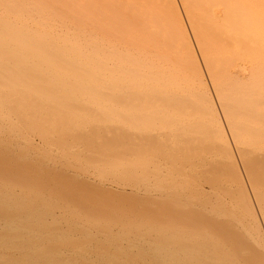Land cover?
<instances>
[{
  "label": "rangeland",
  "instance_id": "rangeland-1",
  "mask_svg": "<svg viewBox=\"0 0 264 264\" xmlns=\"http://www.w3.org/2000/svg\"><path fill=\"white\" fill-rule=\"evenodd\" d=\"M134 1H135V8H136L134 10V12H135V15H134L135 40L131 46V51H132V54L134 55L136 61H138V59H140V57H141L140 56L141 50L139 48L140 37L142 36L144 39L148 40L149 45L146 48L147 58H146V62H145L146 64H149L148 66L151 69V74L149 77L150 80L148 82V85H144L145 83H141L138 81V76H137V72H136L135 81L128 83L131 85V87L134 88V89L131 88V91L135 90L133 92V95L130 94L131 96H129V94L126 93L127 96H124V95L121 96L120 95L118 97V95L120 93H122V92H120L121 91L120 90L119 94L117 95L118 98L116 97L117 99H114V97H113V99H107L108 97H107V95H105L106 97L104 96V99L101 98V100H97V102L93 100L94 97H88L90 99L85 100V101H83L84 99H82L80 97H78L79 101L77 98H72L71 100L69 98H64V100H66L67 104L65 107L63 106V108L59 109L58 113H57V110H53V109H48V111L45 112L47 114L51 113L52 116L54 114L55 116L61 117V119L66 123V124H64L66 126H67V123H68V125L69 124L71 125V122H72L71 120H74V122L77 124L87 123L90 125L91 123L94 124V123L98 122L102 126L104 125V123H105V125L108 123L110 125L116 126V127H113V126L109 125L111 127L110 130H112V128L113 129L115 128L116 131L115 132L113 131V132L116 136L118 135L117 136L118 139L116 138V136H115V140L111 139L110 137H107L108 135L114 136V134L110 133L111 131L108 132L109 127L106 128L104 125V129L102 128L104 130L103 133H105V128L107 129V133H105V135L104 134L100 135L101 138L99 137V140L101 139L100 142H102L104 140L103 141V142H105L104 145H106V144L110 145V144L114 143L113 146H115V145L117 146V144H118L117 149L118 148L119 149L118 150L116 149V150L119 152L115 153L114 151H116V150H114V148H116V147L113 148V146L110 145V147L108 146L109 148L108 147L106 148V149H108L107 150L108 152L107 151L105 152L104 149L103 150L100 149L102 151L101 154H100L101 151L98 149L99 147L97 148L96 146H95V149H98L100 152L97 151V153H96V150H94L95 152H92V150H93V148H92L91 151L89 149L88 151H86V153L83 152L84 154L82 152L71 153L72 152L71 150L69 153L68 149H70V148L68 146H71L72 144L79 143L78 139L81 140L80 143L85 142V143H90L92 145L93 144L92 141H94V137H91L90 136L91 134L88 135V137L84 136V135L82 137V135H80L81 134L80 132H77V133L74 132L76 134H73V135L64 133L63 135H59L60 136L59 137L58 135H55L56 133L52 134L51 131L46 129L45 125H46V123L49 122V120L46 121L47 120L46 119L45 120L46 122L44 123L45 125L40 123L39 128L42 125H43V127H41V130L38 129L39 133L36 131L37 134H40L41 136H35L36 142L37 143L38 142H40V143L44 142L45 143V144L43 143L44 145L41 144L42 145L41 146L38 143L40 146L38 145L37 148H39V149H37L36 145L35 146L28 145L27 146V144L21 143V146L18 144L21 147V149H20V147L19 146L17 147V144H15L13 146L14 148L12 150L9 149L10 151L8 153H11V151H13V150L16 152L17 150L20 149V151H19L20 153H18V154H20V155H18V157L20 156L19 158L16 156L17 153H16V155H14L15 152L14 153L12 152L14 155L13 158L14 157L16 158V160L14 158L15 161L14 160L10 161V160H5L3 158L2 159L0 158V162H1L0 164L2 165V166H0V170H3L2 172L6 173L7 175L11 173V175L9 177V175L7 176L6 174L4 175V174H2V172H0V181H10V182L12 181V183L15 184L17 182V184H18V180H19V183L23 187L28 186V187H26V189L30 193L27 192L24 188V190H25L24 193L21 191V195H22L21 198L23 199V200L21 199V201L23 202L24 198H25V202L28 205L30 204L32 206V207H30V205L26 206L27 209H28V207H29V209L33 208L32 210H30L31 212L29 211L30 215H31L32 211H34V210L35 211L38 210V213L44 214L42 212H46L48 210V208L53 204V207L51 206L52 208L50 207L48 210L50 213L47 212V213H49V216H48V214L47 215L45 214L48 220L46 219L45 221H42V223L44 224V222H45L47 226H44L45 224L43 225L41 222L34 224V225L30 224L33 227V229L35 230V232L26 233L27 238L24 241L25 242L24 244H22L23 242H21V247L23 245H25V247L26 246L28 247L29 245H32L36 241H38V244L40 246L39 256L41 257V259H43V260L40 259V264L41 263L42 264H48V261H50V257L52 256V254H55L52 252H55V251L57 252L56 249L60 250L61 247H63L62 250L65 249V247H67V249H71V247L75 248L73 246H78V245L82 246L83 244L86 245L88 243V241H89V243H92V244L97 245V246H95L96 247L95 249H92V248H94V245L92 247L91 246L92 244H89V243L87 244L90 247L88 250L89 253L93 252L92 253L93 255L91 256V258L90 257L89 258L91 260L92 259L93 260L90 261L89 258H88V260L79 259L78 261L82 262V264L83 263L86 264L89 261H90L89 264H94V263L96 264L98 262L99 263L101 262L100 264H104V263H102L103 261H105V264H109L108 261H110V264H111V262L115 263L116 261H118V263H119V261H122V262L127 261V263H129V264H135V263L136 264H148L150 261L149 264H153V263L155 264L156 260H155V262H153L152 259H155L156 255L159 256V257L157 256V260H158V258L160 259L157 261L156 264H164V263H162L161 258H163V261L165 260L164 257L167 256V254L169 253V249L174 250V251H170L171 254L170 255L168 254L166 259L167 258L171 259V256H172L173 260L167 259L165 261V264H167L166 262H168V261L170 264H174V262L177 264L179 262H181L180 264H198L199 262H195L196 260L193 261L194 263L192 261L191 262L189 261V263H187L188 260H184L186 262V263H184V261L181 259L184 256V253L181 252L182 251L181 246L183 245V243H182L183 237L181 236V234H183L185 232L190 233L192 231V229L194 228L195 230L193 229L194 230L193 232H196V234L199 231L197 234V236H198L197 238H200L199 239L200 240V244H199L200 246L199 247L201 248V251L200 252L198 251V253H199V255L202 254V257L209 255L210 253H211L210 255H215V252H220V250L225 252V257H228L226 255L230 254V253L227 251L229 250L231 252L232 250H234L235 253L233 252V255H232V252H231V254H230L231 256L229 255V257H228L229 263H230V261H234V262H231V264H264V252L262 251L261 248L257 249V248H259L258 243H260V241L258 240V242H256L257 245L254 243L255 242L254 239L257 240V238H256L257 235L254 236V234H257L258 231H255L256 227L252 226L254 224V221L251 222L252 211L250 210L251 213L249 211L250 206L247 203L248 198H246L245 190H243L244 188L240 183V177L236 173L234 166L230 165L231 163L229 161H227L229 158L228 153H225L227 150L225 148L233 145V141L229 135L230 134L229 128L231 127V124L233 123L234 120H232L231 118H229V116H226L224 114L223 109L221 108L220 103H219V99H222L225 102V104L226 103L228 104V101H230L232 99H236L237 102L239 101L241 103L243 100H239V99L243 98V99H246V101L243 103V105L245 104L247 106V105H250V103H251L250 100L254 101V100H260V99L263 100L264 99V0H134ZM141 4L143 6H140ZM140 10H142L144 12L145 16L141 13ZM192 26L194 27V31H195V36H194L195 41L193 43V46H194L193 50L194 51L191 49V47L188 43V37H187V33H189V35L191 37L192 33L190 34V32H191L190 27L192 28ZM145 28H147V29L144 32ZM122 43H123L122 41H119L118 46H120ZM123 46L124 45H122L121 48ZM160 65L162 67L166 68L164 72L158 71V69H159L158 67ZM137 66L138 65L136 64L135 69L138 68ZM214 83H215V85H214ZM118 84H120L122 87L126 83H124V82L122 83L120 81V82H118ZM118 84H116V86ZM108 96H110L112 98V96H115V95L111 96L109 94ZM100 97L101 96H99L97 98L100 99ZM61 99L63 100V97ZM61 99H58L60 103L62 101ZM48 100L50 103L52 100H55V99L50 98ZM81 100L83 102H85L86 104L84 103V105H83ZM72 101H75L74 103H77V104L81 102L82 105L76 104L78 106V107H76V105H74V103ZM111 102L114 103L113 105H117L118 108L114 107V106L112 107ZM213 102L215 103V105H213ZM87 103H89V104L87 105ZM107 103L110 105V108L106 107V106H108ZM92 104H94V106ZM72 105H74L75 107H73ZM89 105H92L93 107H96L95 105H97V107H98L97 109L99 110L100 113L98 111H96V109H95V111L92 112V109L89 107ZM71 106L74 108V110H73V108H71ZM66 109H67V111H69L68 113H67ZM89 109H91V111ZM109 109H111L110 111H112V109H114L117 112H115L114 110L112 111V113L108 112L107 110H109ZM261 109L263 111V114L258 115L257 121L259 123H262V125L256 124L255 126H257V127L262 126L264 128V108H261ZM64 110L66 112H64ZM70 112L72 114H70ZM88 112L91 113L90 116L88 115L89 114ZM45 113H43V114L41 113L40 114L41 117L42 116L44 117L46 115ZM256 113L257 112L254 110H249V109L243 110L241 112L242 116L240 117V119L243 121L255 122L254 117L257 116ZM68 114L72 115V117H73V114L74 115L76 114L75 116L80 117V119H81V117H83V118L86 117V118H84V119L82 118L83 121H81L77 117L79 119V121H78L77 118L74 119L75 116L72 119L71 117H69ZM104 115H106V117ZM108 115L112 116V117L110 116L111 117L110 120H109V118H107ZM88 116L90 118H88ZM95 116H96V119H95ZM91 117H93L94 119ZM42 118L40 120H42ZM68 118H70L71 120ZM106 118H107V122H106ZM69 121H71V122H69ZM90 121H91V123H90ZM40 122H43V121H40ZM59 123H62V121L58 122V125H60ZM58 127L60 129H62V132H63L65 129H68L69 126H67V128H66L63 125L62 126L60 125ZM124 127L126 128L125 131L123 130ZM44 128L46 129V131L44 130ZM24 130L21 132L25 133ZM129 130H131V131H129ZM40 132H42V134L44 136H42V134ZM89 133H90V131H89ZM47 135L50 136V138ZM93 135H96V134L94 133ZM51 136H53V137H51ZM65 136H66V138H64ZM90 137H91V141H90ZM84 138H86V139H84ZM57 139H59L60 142L57 141ZM74 139H76V140H74ZM69 140H71V141H69ZM57 142H58V144H57ZM61 142H65L66 145L67 144H70V145L66 146L64 143L62 144ZM103 142L101 144H103ZM115 142H117V143H115ZM46 143H48V144L50 143L51 145H57V146H59V148L61 145H63L61 147V149L64 148L65 151L58 148V150L55 151L56 153H50V152L46 151V147H45ZM94 143H97V142H94ZM15 146H16V148H15ZM106 146H103V147H106ZM133 146L135 149L133 148ZM144 146H146V147H144ZM65 147H67V148H65ZM0 149H1V147H0ZM34 149H35V152L37 150H41V153H39V151H37L34 154L35 156L33 155L34 157H32L31 155H32V152ZM126 149H128V150H126ZM5 150L6 149H4V151L0 150V156H1V154L5 153ZM7 151L8 150H6V152ZM45 151L48 153V155ZM23 152H25V154ZM62 152H63V154H62ZM103 152H105V154ZM64 153L67 156H65ZM42 154H45V156ZM49 154L53 155V158ZM92 154H94V155H92ZM24 156L26 159L24 158ZM49 156L51 159L49 158ZM85 156L87 157V159ZM64 157L66 158V160L64 159L65 161L62 160ZM104 157H105V159H104ZM148 157H149V160H148ZM29 158L34 160V161H32V160L28 161ZM218 158H220V159H218ZM223 158L226 159V161L225 160L223 161ZM17 159H23V160H21L23 162H21L20 160L17 161ZM74 159H76V160H74ZM137 159H138V161H137ZM217 159L219 161H216ZM79 160L81 162H79ZM94 160L96 162H93ZM111 161H112V165H114V162H115V164L118 168H117V170H114V171L111 170L112 172H109L110 168H104V166H106L107 164L109 165V162H111ZM146 161H148V163ZM151 161H153V162H151ZM15 162L18 163L19 165L16 164ZM46 162H48V163H46ZM67 163H68V165H67ZM137 163H139V164H137ZM73 164H74V166L76 165L75 168H74ZM95 164H97L96 166H98V165L100 166L98 168H102L101 165H103V168H102L103 170L101 169V171H97L96 169H94L96 167ZM147 164H150V165H147ZM7 165H8V167H6ZM153 165H155V166H153ZM10 166H12V167H10ZM14 166H15V168H14ZM119 166H121V167H119ZM3 167H4V169H2ZM62 167L65 169L64 171H62V169H63ZM41 168H43V169H41ZM7 169H9L11 172L9 171L10 172L9 173L7 171ZM18 169H19V171H18ZM53 169H55V170H53ZM116 171H118V172L116 173ZM18 173H19V175H18ZM74 173L75 174L79 173V174H77L75 176ZM132 173H133V175H132ZM108 174L110 176H108ZM137 174H138V176L136 177ZM14 175L17 176V178H18L17 181H16V179H14L15 178ZM6 176H7V178H6ZM79 176H80V178H79ZM115 176H116L115 180L117 182H115L114 179H112ZM4 177L6 179H4ZM106 177H107V179H105ZM108 177H110V178H108ZM8 178H9V180H7ZM11 178H12V180H10ZM85 180H87V181L85 182ZM99 180H100V182L103 180L102 182L105 185L102 184V182L100 183ZM161 180H163V181H161ZM29 181H31V182H29ZM152 181H153V183H152ZM22 182L23 183L26 182V183L23 184ZM93 182L95 183L96 186L97 185L98 186L94 187ZM147 182H148V184H147ZM79 183H81V184H79ZM20 184H18V185H20ZM30 184H33L31 186V188H30ZM37 184H39V185H37ZM100 184H102V185H100ZM159 184H161V185L158 186ZM35 186H36V188H35ZM40 186H41V188L43 187V189L46 192H44L43 189L40 188ZM63 186L64 187L66 186V187L64 188ZM135 186H136V188H134ZM138 186H141L143 188H147V186H148V188H150V186H151V189H153V187H154V189H153L152 193H149L151 191H149L147 193V191H145V189L143 190L140 187H139V189H137ZM32 187H33V189H32ZM174 187H176V188H174ZM39 188L42 191H40ZM36 189H37V191H36ZM53 189H55V190L57 189V190L53 192ZM157 189H159L160 191L159 190L157 191ZM86 190H89V192ZM31 191H33V193L34 192L35 193L32 194ZM78 191H79L80 195H79ZM83 191H84V193H83ZM36 192L40 193L41 196H39L40 194H38V197H37ZM25 193L27 196L29 194L28 198H26V195H24ZM42 193L46 194V195L44 194V198L42 197L43 196ZM161 194L162 195L165 194V195L162 196ZM50 195H54V197H52ZM55 195H57L58 197L56 196V198H55ZM60 195H62V196H60ZM30 196L31 197L33 196L32 197L33 199H31ZM34 196H35L36 200L34 199ZM165 196H167L168 198ZM51 197H52V199H54V200H52L53 202L50 199ZM65 197H67V198L69 197L70 200L69 199L64 200ZM90 197H91V199H90ZM148 197L149 198L151 197V198L149 199ZM161 197L163 199H161ZM98 198H99V200H98ZM26 199H27V201H26ZM29 199L32 200L31 203H29L30 202V201H28ZM55 199H57V201H56L57 204L54 202ZM33 200L35 202H33ZM47 200H49L50 202ZM71 200H73V201H71ZM79 200H80L81 204H80ZM108 200H109V202H107ZM36 201L40 205L41 204H43V205H41V206L38 205L36 207V204H38ZM41 201H43V202H41ZM44 201L46 202V204L44 203ZM76 201H77V203L78 202L79 203L77 204ZM82 201H83V203H82ZM25 202H23L24 204L22 203V206L24 205L23 206L24 210H27L25 207V205H26ZM110 202H112V203L114 202V203L112 204ZM59 203H60V205H58ZM64 203L68 206V208L69 207H71V208L68 209ZM87 203H89V204H87ZM180 203L182 204L181 206H179ZM116 204H117V206H116ZM195 204L197 205L196 208L194 206ZM45 205H47V206L45 207ZM63 205H65V206H63ZM85 205H87L88 209L86 208ZM185 205L187 206V208L185 207ZM199 205H200V207H199ZM201 205H203L204 208ZM84 206L86 209L84 208ZM89 206H90V210L93 208L92 213L89 210ZM92 206H94V207H92ZM112 206H114V207H112ZM183 206L185 208H181ZM38 207H42L41 208L42 210L40 208L37 209ZM44 207H45V209H44ZM101 207L103 208V210ZM116 207H118V208H116ZM123 207H125L126 209ZM132 207H133L134 212L132 211ZM149 207H151V208H149ZM201 207H202V209H201ZM34 208H36V209H34ZM53 208H54V210H53ZM64 208L68 209L69 211L68 210L65 211ZM83 208H84V210H86V211H84V212H86L85 213L86 216L90 212L89 213L90 215L88 214L89 217L88 216L87 217L90 218L91 220L92 219L95 220L94 218H96L98 220L102 218L103 221L99 220L95 229H94V227L93 228L88 227L85 224L81 223V220H80L81 218L85 217V218H83L84 220L88 219V218H86V216H84ZM95 209H96V212H94ZM104 209H105V211H104ZM61 210H64V211H61ZM87 210H89V212ZM147 210H150V212L148 211V213H147L146 212ZM174 210L176 212H171ZM35 211L33 213H35ZM56 211H57V213H56ZM136 211H138V212H136ZM156 211L158 212V214ZM59 212H61V213H59ZM100 212H101V214H100ZM105 212H111V214L106 213V217L108 215L107 220H106L105 215H103V214H105ZM169 212H170V214H169ZM52 213H53V215H56L55 216L56 218L60 217V218H62V220L60 221L59 218L58 219L55 218L56 220L54 221L52 219V217H50L52 215ZM78 213H80L79 215H82V217H80L78 215ZM135 213H136V215H135ZM160 213H161V215H160ZM247 213H249V214H247ZM142 214L145 216H143ZM171 214H172V220H170ZM178 214L182 215V217L180 218V216H178ZM140 215H142V216H140ZM153 215H154V217H153ZM220 215L224 216V217H221ZM62 216L64 217V219ZM73 216L75 217V219L77 218V216H79L80 218L78 217V219L75 220ZM91 216H93V217H91ZM168 216H170V217H168ZM248 216L250 217V220L248 219L249 218ZM49 217L51 219H49ZM66 217H67V219H66ZM109 217H111V218H109ZM156 217H157V219H156ZM69 218L70 219L72 218L71 221ZM68 219H69V221H67ZM112 219H114V221H112ZM159 219H161V220H159ZM52 220L54 221V223ZM121 220H124V221H121ZM173 220H176V221H174L176 224L173 222ZM240 220L243 222H241ZM51 221L53 224L51 223V225H50ZM79 221H80V223H78ZM108 221L110 223H108ZM125 221L128 223H126ZM167 221H169V223H167ZM182 221H184V222L182 223ZM197 221H199V222H197ZM26 222L27 221H25V223ZM64 222H66V223H64ZM102 222H103V224H101ZM105 222H106V224H105ZM112 222L116 226L114 225V227H113ZM124 222H125V224L120 226ZM136 222H137V224H136ZM161 222L162 223L166 222V224H168V225L165 224L166 228L170 224V227H168V228H170V231L167 228L168 231L165 232L166 229L164 230L161 227V226H163V228H164V223L162 224ZM48 223H49V225H48ZM132 223L135 225L131 226ZM157 223L158 224L161 223V226H160V224L158 225ZM187 223H190V224H187ZM195 223H197L200 226L196 225ZM206 223H207V225L209 223V226H211V228L214 230H212L209 226H206ZM38 224H40V226H36ZM62 224H63L64 228H62V226H61ZM68 224H71V227ZM80 224L82 225L81 228H80ZM126 224H127V226H125ZM178 224L180 226H178ZM182 224L184 226H186L185 229H183ZM247 224H250V225L247 226ZM72 225H74V226L77 225L76 229ZM146 225L149 226L150 232L148 231V229H147L148 226H146ZM157 225L160 226L161 228L158 227ZM174 225L178 226L179 229H178V227H175ZM191 225L193 227H191V229H190ZM241 225L243 227H241ZM244 225H245V227H244ZM57 226L59 229L55 228ZM97 226H99V227H97ZM111 226H112V228H111ZM187 226H189L188 228L190 230L187 228ZM251 226H252V228H251ZM254 226H255V224H254ZM35 227H37L38 229ZM122 227H126V228L123 229ZM131 227H133L132 228L133 232L131 230ZM156 227H158L157 230H159V232L160 231L162 232L164 230L162 232L163 234L165 232V233H167L166 235L171 236L170 237L171 240L168 241L167 236L165 238V234L163 235L161 232L159 234V232L156 231ZM240 227L244 228V230L241 229ZM246 227L248 230H246ZM44 228L46 229L45 231L43 230ZM48 228L50 229L49 231H48ZM66 228H68V229H66ZM103 228H104V230H106L105 231L106 233L103 231ZM110 228L113 229L114 231L111 230ZM31 229L32 228H30L28 231H34L33 229L32 230ZM69 229H71V230H69ZM74 229H75V231H74ZM86 229H88V230H86ZM97 229H98V231H99V229L101 230V236H100V232H98V231L96 232ZM154 229L157 232L158 236L156 235V232L153 231ZM201 229H203V230H201ZM206 229H207L208 233L206 232ZM68 230H69V232H68ZM82 230H83V234L81 232ZM119 230H122V231H119ZM123 230L128 231L129 236H127V232L123 231ZM188 230H189V232H188ZM217 230H219V231H217ZM245 230H246V232H245ZM55 231H56L57 235L55 234ZM137 231L139 232V234ZM151 231H152V233H151ZM213 231H214V233H213ZM247 231H249V233H247ZM52 232H53V234H52ZM74 232L75 233L77 232V233L75 234ZM210 232H212V234H210ZM250 232L251 233L253 232L252 233L253 235L250 234ZM33 233H35V234L32 236L29 235V234H33ZM37 233L39 234L40 237L37 236L38 235ZM62 233H64V234H62ZM71 233H72V235H71ZM89 233L91 234V236H89L90 235ZM95 233H96V235H95ZM103 233H105L106 235ZM112 233L114 234V236ZM200 233H203V234L201 235ZM215 233H216V235H215ZM241 233H242V235H241ZM54 234L57 238L55 236H53ZM68 234H69V236H68ZM73 234H75V235H73ZM109 234H110V236H109ZM64 235H66L68 237L66 238V236H64ZM150 235L152 237L154 236L153 239ZM159 235L163 236V237L160 236L162 241L159 239ZM174 235L179 236V237L181 236V237L176 238V237H174ZM250 235H252L254 237H250ZM61 236H62V238H61ZM139 236H140V238H138ZM169 236H168V238H169ZM172 236L174 237V240H173ZM206 236H207V238H206ZM210 236H214L213 237L214 239L212 237L210 238ZM32 237H34V238H32ZM46 237H47V239H45ZM53 237L55 240L53 239ZM89 237H91V238L95 237L96 239L90 238L91 239L90 240ZM100 237L102 239H100ZM122 237H124V238H122ZM132 237H133V239H130ZM147 237L149 239H152V241H149ZM203 237L206 239H203ZM59 238L62 240L60 241ZM68 238H69V240H67ZM80 238H82V239H80ZM116 238H117V240H116ZM118 238H120V239H118ZM136 238H138V239H136ZM141 238L146 243L142 242ZM155 238L156 239L158 238L157 241H155L156 240ZM197 238H195V241H194V243L196 245L199 243V240ZM208 238L210 241L208 240ZM219 238H221V239H219ZM252 238H254V239L252 240ZM103 239H105L104 242H102ZM109 239L114 241L113 242L114 245H112L113 244L112 241L111 242L108 241ZM124 239H125V241H123V243H122V240H124ZM129 239L131 241H129ZM134 239H135L137 244L134 242ZM144 239H146V240H144ZM211 239H213L212 240L213 244L211 243ZM217 239H218V241H217ZM33 240L35 241L34 243H33ZM115 240L117 243H115ZM179 240H180V243H179ZM181 240H182V242H181ZM206 240H207V242H206ZM221 240L224 243L223 244L224 247H222L223 246L222 244L221 245L219 244V243H221ZM223 240H226V241H223ZM27 241H29V242L27 243ZM69 241H70V243H69ZM95 241L96 242L98 241L99 243L100 242L101 243L97 244L98 243L97 242L95 244ZM126 241H127V244H126ZM139 241H141V243ZM42 242H44V243H42ZM118 242H120L121 245ZM151 242H153L154 246L152 245ZM159 242L162 244H159ZM226 242H228V243H226ZM131 243H132V245H131ZM133 243H135V247H134ZM150 243H151V246L153 248L150 245H147ZM169 243H171V244H169ZM253 243H254V245H251ZM42 244H43V246H42ZM109 244H111V245H109ZM125 244H126V247H125ZM141 244L142 245L146 244V246L144 245V247H143ZM174 244H176L175 245L176 247L173 246ZM179 244L180 245L182 244V245L180 246ZM225 244H227V245H225ZM228 244L230 245V247L232 249L229 247ZM87 245H86V247H87ZM136 245L140 246V247L142 246V247L141 248L138 247L139 248L138 249ZM169 245L172 247H170ZM208 245L210 247H208ZM216 245H218V246H216ZM233 245L235 247H233ZM58 246L60 247V249ZM105 246H107V248ZM177 246H178V250H175L177 248ZM204 246L206 249L203 248ZM211 246H213V247H211ZM236 246H238V247H236ZM250 246H251V248H250ZM51 247L54 248V250ZM83 247H85V246H83ZM101 247H104L107 250L102 249ZM149 247H150V249H149ZM154 247H156L157 249H155ZM166 247H170L169 249L167 248L168 251H167V249L165 250ZM173 247H175V248L172 249ZM217 247H219L220 249ZM247 247H249V248L247 249ZM114 248H115V250L118 249L119 252L118 251L115 252ZM121 248H123V250H121ZM142 248L143 249L146 248L148 251L144 249V251H147V252L143 253ZM208 248L210 250H208ZM212 248L213 249L215 248L217 250H215V249L213 250ZM224 248H226V249H224ZM227 248H228V250H227ZM41 249L44 250V252L47 251V253L45 252L46 255L44 253H42L43 251ZM49 249H51V250H49ZM87 249H88V247H87ZM99 249H102L105 252V255L109 254L108 256H105L103 253L102 254L103 256H101L102 257L101 261H100V255L95 253ZM128 249H129V251H128ZM136 249H138V250H136ZM153 249L156 250L157 252L155 251L156 252L155 253L153 251V253H152ZM211 249H212L214 254H212ZM241 249H242V251H241ZM94 250H95V252H94ZM109 250L110 251L113 250L114 253H113V251L109 252ZM236 250L238 251V253L236 252ZM149 251H151V252H149ZM166 251L168 253H166ZM176 251H178V252L180 251V252L178 253ZM50 252H51V254H50ZM129 252H132V253H129ZM164 252L166 253V255ZM123 253H125V255H123ZM176 253L180 254L181 256L179 257L178 254L176 255ZM203 253H205L206 255L205 254L203 255ZM43 254H44L45 258H43L44 257ZM47 254L51 255V256H48ZM117 254H119V256H117ZM121 254H122V256H121L122 259L125 258L124 260L120 259ZM139 254H142V255L140 256ZM174 254H175V256H174ZM235 254H236V256H235ZM152 255L154 258L152 257ZM160 255H163V256H160ZM46 256L48 257L49 260L46 258ZM56 256H58V257H55L56 262L50 261L49 262L50 264H64V263L70 264V262H71V264H72V262L73 263L75 262V264H81L78 261L76 262V260L70 261V260H67L68 258L67 259H61V257L59 255H56ZM93 256L94 257L96 256V257L94 258ZM104 256H105V258H104ZM112 256L115 257V260ZM243 256H244V258H243ZM245 256H247V257L245 258ZM108 257H109V259H108ZM118 257H119V259H118ZM128 257H129V259H128ZM202 257L200 256L199 258H202ZM223 257H224V253H223ZM225 257L223 259L226 263L227 258H225ZM233 257L235 258V260H233ZM58 258H59V260H61V263L58 260ZM62 258H64V257H62ZM97 258L99 261L95 260V262H94V259H97ZM174 258L176 259V261H174L175 260ZM183 259H185V257ZM243 259H244V261H243ZM250 259H251V261H250ZM57 260H58V263H57ZM62 260L63 261L65 260L64 263L62 262ZM84 260H86L87 262ZM129 260H130V262L131 261L132 262L131 263L128 262ZM151 260H152V263H151ZM180 260H182L183 263ZM236 260H237V262H235ZM68 261H70V262H68ZM172 261H174V262H172ZM200 261H201L200 262L201 264H207V263L202 262L203 258L200 259ZM253 261H254V263H253ZM66 262H68V263H66ZM115 264H117V263H115ZM119 264H121V263H119ZM123 264H125V263H123Z\"/></svg>",
  "mask_w": 264,
  "mask_h": 264
},
{
  "label": "bare ground",
  "instance_id": "bare-ground-1",
  "mask_svg": "<svg viewBox=\"0 0 264 264\" xmlns=\"http://www.w3.org/2000/svg\"><path fill=\"white\" fill-rule=\"evenodd\" d=\"M140 6H143L142 4ZM135 1L134 0H0V147H1V151H4V149L8 150L6 152L5 150V153L1 154L0 158L2 159H5V160H14L13 156L16 155L17 153V157L18 153H20V149H21V143H25L30 146H35L36 145V148L38 147V145L42 144L44 145L45 143L44 142H36V138L35 136H41L40 134H37L38 132V129L41 130V127H43V125L39 128L40 126V123L44 124L46 121L49 120V124L46 123V129L51 131L52 134H55V135H63L64 133H67V134H76L77 132H80L83 137L84 136H87L90 135L91 137H94V141H92V145L90 143H85V142H81L80 143V139L79 140V143H76V144H72L71 146H68L70 149H68V152L70 153V150L72 151L71 153L73 152H85L88 151L90 149L93 148L92 152H95L94 150H96V153L97 151H99L100 149H104L105 152L108 150L106 149L108 146L110 147L114 145L113 144H106L104 145L105 142H103V144H101L102 142H100L99 140V137L101 138L100 135H105V133H107V129L108 128V132L114 134V132L116 131L115 128L112 130H110V126H113V125H110V124H106L104 123L105 125V133H103V129H104V125L102 126L101 124H99L98 122L92 124L91 121H90V125L87 124V123H80V124H77L74 122V120H71L69 122H71V125L67 123V126L68 129H65L63 132H62V129H60L58 126H65L67 128L66 124L62 119L61 117H58V116H55L53 114V116L50 114H47L45 112L48 111V109H53V110H57V113H58V110L63 108V106L65 107L66 106V100H64V98H69L70 100L72 98H77L80 97L82 99H84L83 101L85 100H89L90 98L88 97H94V101L97 102V100H101V98L104 99V96L107 95V99H117L120 95L121 96H127L126 93L129 94V96L133 95V91H131V88L134 89L133 87H131L130 84L128 83H131V82H134L135 81V77H136V72H137V76H138V81L141 82V83H145L144 85H148V82H149V77H150V74H151V69L149 68V64H146V58H147V51H146V48L148 47L149 45V42L148 40L144 39L142 36L140 37V40H139V48L141 50V54H140V59H138V61H136L134 55L132 54V51H131V46L135 40V35H134V29H135V24H134V15H135ZM141 13L145 16L144 12L142 10H140ZM147 28L144 29V32L146 31ZM190 34H191V37L189 35V33H187V37H188V43L191 47V49L193 50L194 49V46H193V43L195 41V31H194V27L192 26V28L190 27ZM119 41H122L123 43L118 46V42ZM124 45L122 48L121 46ZM194 51V50H193ZM138 65L137 69H135V65ZM158 71L159 72H164L165 71V67H162L161 65L158 67ZM239 75V74H238ZM241 75V74H240ZM124 82L126 84H124L122 87L120 84H118V82ZM106 83V84H105ZM109 84V85H108ZM116 84H118L116 86ZM133 84V83H132ZM215 85V83H214ZM120 86V87H119ZM142 86V85H141ZM119 88V89H118ZM121 88V89H120ZM121 90V91H120ZM119 91L122 92L119 94ZM115 95V96H112V98L108 95ZM119 94V95H118ZM131 94V95H130ZM118 95V97H117ZM100 97L97 98V97ZM63 97V100L61 99ZM106 97V96H105ZM110 97V98H109ZM117 97V98H116ZM57 99L56 101L55 100H52L50 103H49V100L48 99ZM58 99H61V103L59 102ZM76 99V100H77ZM46 100V101H45ZM68 100V99H67ZM239 100H243L241 103L236 99H232L230 101H228V104L222 100V99H219V103H220V106L221 108L223 109V112L226 116H229V118H231L233 121V123L231 124V127L229 128V132H230V137L233 141V145L232 146H228L226 147L225 149L226 152L225 153H228V160L231 164L230 165H233L234 166V169L236 170V173L239 175L240 177V183L241 185L243 186V190H245V193H246V198H248L247 200V203L249 204L250 208H249V211L251 210L252 211V215H251V222L254 221V224L252 225L253 227H256L255 228V231H258L257 234H254V236H256L257 240L252 238V240L254 239L255 240V244L256 242H258V240L260 241V243H258L259 245V248L257 249H262V251L264 252V128L261 126L257 127L255 126L256 124L257 125H262V123H259L257 121V118H258V115L260 114H263V111L261 108H264V99L263 100H250V105H243V103L246 101V99H243V98H240ZM54 101V102H53ZM79 101V99H78ZM82 101V100H81ZM82 101V104L84 105L85 102ZM64 102V103H63ZM73 103L75 101H72ZM70 103V102H69ZM95 103V102H94ZM111 106L113 107H117V105H113L114 103L111 102ZM77 103H74V105H76ZM78 104H81L78 103ZM77 104V105H78ZM81 104V105H82ZM86 104V103H85ZM89 103H87L88 105ZM91 104V103H90ZM99 104V103H98ZM108 104V103H107ZM116 104V103H115ZM69 105V104H68ZM74 105H72L73 107H75ZM76 105V107H78ZM94 106V104H92ZM92 105H89V107L92 109V112L95 111H98L99 110L97 109V105H95L96 107H93ZM213 105H215V103L213 102ZM71 106V108H73ZM92 106V107H91ZM82 107V106H81ZM108 108H110V105L108 104V106H106ZM84 108V107H83ZM118 108V107H117ZM42 109V110H41ZM68 109V108H67ZM66 109V111H67ZM82 109V108H81ZM91 109H89L91 111ZM254 110L256 111L257 113V116L254 117V120L255 122L253 121H243L240 119V117L242 116L241 112L243 110ZM41 110V111H40ZM74 110V108H73ZM78 110V109H77ZM76 110V111H77ZM80 110V109H79ZM88 110V111H89ZM111 109L107 110L108 112H111L114 110L112 109V111H110ZM43 111V112H42ZM64 110V112H66ZM115 112H117L116 110H114ZM45 113L44 117L42 118L41 117V113ZM56 112V111H55ZM63 112V111H62ZM69 111H67L68 113ZM107 112V113H108ZM77 113V112H76ZM86 113V112H85ZM89 116H90V112H88ZM100 113V112H99ZM63 114V113H62ZM70 114H72L70 112ZM69 115V117H71L73 119V117L76 115L73 114V117L72 115ZM102 114V113H101ZM94 115V114H93ZM112 115V114H111ZM111 115H108L107 118H110L112 117ZM55 116V117H54ZM62 116V115H61ZM88 116V118H90ZM92 116V115H91ZM106 117V115H104ZM111 116V117H110ZM47 117V118H46ZM78 116H75V118H77ZM42 118V120H40ZM80 119V117H78ZM77 118V119H78ZM83 117H81V121H83L82 119ZM93 118V117H91ZM107 118H106V122H107ZM47 119V120H46ZM67 119V120H68ZM78 119V121H79ZM94 119V118H93ZM95 119H96V116H95ZM100 119V118H99ZM105 119V118H104ZM103 119V120H104ZM46 120V121H45ZM86 120V119H85ZM40 121H43V122H40ZM62 121V123H59L60 125H58V122ZM87 121V120H86ZM74 122V123H73ZM85 122V121H84ZM88 122V121H87ZM95 122V121H94ZM56 124V125H55ZM82 124V125H81ZM103 124V123H102ZM92 125V126H91ZM110 125V126H109ZM113 127H116V126H113ZM130 127V126H129ZM103 128V129H102ZM25 129V130H24ZM46 129L44 128V130L46 131ZM125 127H124V131H125ZM25 131V133L21 132V131ZM118 130V129H117ZM37 131V132H36ZM73 131V132H72ZM90 131V133H89ZM114 131V132H113ZM131 131V130H129ZM44 132V131H43ZM76 132V133H74ZM39 133V132H38ZM42 134V132H40ZM95 133L96 135H93ZM127 133V132H126ZM46 134V133H45ZM51 134V135H52ZM117 134V133H116ZM49 135V134H48ZM47 135V136H48ZM93 135V136H92ZM124 135V134H123ZM42 136H44L42 134ZM107 136V135H106ZM115 134L114 136L111 135V136H107V137H110L111 139H114L115 140ZM118 136V135H117ZM116 136V138H117ZM50 138V136H48ZM53 137V136H51ZM60 137V136H59ZM91 137H90V141H91ZM126 137V136H125ZM63 138V137H62ZM66 138V136L64 137ZM81 138V137H80ZM105 138V137H104ZM54 139V138H53ZM86 139V138H84ZM118 139V138H117ZM56 140V139H55ZM62 140V139H61ZM67 140V139H66ZM76 140V139H74ZM106 140V139H105ZM57 141H59V139H57ZM64 141V140H63ZM71 141V140H69ZM86 141V140H85ZM110 141V140H109ZM108 141V142H109ZM118 141V140H117ZM50 142V141H49ZM60 142V141H59ZM94 142H97V143H94ZM107 142V141H106ZM114 142V141H113ZM126 142V141H125ZM44 143V144H43ZM62 144L64 143L66 145L65 142H61ZM117 143V142H115ZM17 144V147L19 146L20 149L17 150L16 152L13 150L11 151V153H8L10 150L9 149H13L14 145ZM19 144V145H18ZM53 144V143H52ZM58 144V142H57ZM60 144V143H59ZM124 144V143H123ZM39 145V146H40ZM41 145V146H42ZM67 145H70V144H67ZM66 145V146H67ZM92 147H91V146ZM98 145V146H97ZM131 145V144H130ZM144 145V144H143ZM63 145L60 146H57V145H51L50 143H46V151L50 152V153H56L55 151L59 149H61ZM95 146L99 149H95ZM103 146H106V147H103ZM118 146V144H117ZM117 146H113L116 147L114 148V150L117 149ZM138 146V145H137ZM141 146V145H140ZM147 146V145H146ZM144 146V147H146ZM101 147V148H100ZM108 147V148H109ZM132 147V146H131ZM143 147V146H142ZM16 148V146H15ZM30 148V147H29ZM41 148V147H40ZM43 148V147H42ZM67 148V147H65ZM134 148V146H133ZM3 149V150H2ZM39 149V148H37ZM36 149V150H37ZM44 149V148H43ZM119 149V148H118ZM117 149V150H118ZM135 149V148H134ZM137 149V148H136ZM140 149V148H139ZM146 149V148H145ZM61 150H64L61 149ZM60 150V151H61ZM113 150V151H114ZM114 151L115 153L119 152V151ZM122 150V149H121ZM128 150V149H126ZM39 151V153H41V150H37ZM36 151V152H37ZM45 151V152H46ZM65 151V150H64ZM63 151V152H64ZM101 151V150H100ZM99 151V152H100ZM124 151V150H123ZM138 151V150H137ZM144 151V150H143ZM14 155H13V153ZM35 149L33 150L32 152V157H34L35 155ZM59 152V151H58ZM62 152V154H63ZM105 152H103L105 154ZM108 152V151H107ZM139 152V151H138ZM25 154V152H23ZM44 153V152H43ZM47 153V152H46ZM45 153V154H46ZM61 153V152H60ZM67 153V152H66ZM102 153V151L100 152V154ZM127 153V152H126ZM132 153V152H131ZM144 153V152H143ZM148 153V152H147ZM22 154V153H21ZM27 154V153H26ZM45 154H42L45 156ZM84 154V153H83ZM91 154V153H90ZM99 154V155H100ZM119 154V153H118ZM134 154V153H133ZM139 154V153H138ZM146 154V153H145ZM34 155V156H33ZM48 155V153H47ZM51 155V154H49ZM56 155V154H55ZM54 155V156H55ZM65 155V153H64ZM70 155V154H69ZM68 155V156H69ZM75 155V154H74ZM94 155V154H92ZM98 155V154H97ZM120 155V154H119ZM136 155V154H135ZM148 155V154H147ZM220 155V154H219ZM39 156V155H38ZM52 158H53V155H51ZM67 156V155H65ZM101 156V155H100ZM115 156V155H114ZM143 156V155H142ZM20 157V156H19ZM18 157V158H19ZM22 157V156H21ZM28 157V156H27ZM62 157V156H61ZM80 157V156H79ZM86 157V156H85ZM132 157V156H131ZM130 157V158H131ZM136 157V156H135ZM13 158V159H12ZM25 158V156H24ZM50 158V156H49ZM72 158V157H71ZM75 158V157H74ZM77 158V157H76ZM82 158V157H81ZM84 158V157H83ZM101 158V157H100ZM120 158V157H119ZM145 158V157H144ZM147 158V157H146ZM226 158V157H225ZM26 159V158H25ZM35 159V158H34ZM51 159V158H50ZM66 160V158L64 157L62 160ZM87 159V157H86ZM92 159V158H91ZM97 159V158H96ZM105 159V157H104ZM129 159V158H128ZM135 159V158H134ZM216 159V158H215ZM220 159V158H218ZM216 160V161H219V160ZM16 160V158H15ZM14 160V161H15ZM18 160H23V159H17ZM32 159L29 158L28 161H31ZM44 160V159H43ZM64 160V161H65ZM76 160V159H74ZM148 160H149V157H148ZM151 160V159H150ZM213 160V159H212ZM226 161V159L223 158V161ZM3 161V160H2ZM13 161V162H14ZM26 161V160H25ZM27 161V162H28ZM34 161V160H32ZM85 161V160H84ZM88 161V160H87ZM130 161V160H129ZM128 161V162H129ZM134 161V160H133ZM138 161V159H137ZM144 161V160H143ZM222 161V160H221ZM8 162V161H7ZM23 162V161H21ZM79 162H81L79 160ZM93 162H96L95 160ZM100 162V161H99ZM105 162V161H104ZM119 162V161H118ZM148 163V161H146ZM153 162V161H151ZM156 162V161H155ZM228 162V163H229ZM1 163V162H0ZM5 163V162H4ZM16 163V162H15ZM48 163V162H46ZM71 163V162H70ZM69 163V164H70ZM127 163V162H126ZM135 163V162H134ZM133 163V164H134ZM227 163V162H226ZM11 164V163H10ZM14 164V163H13ZM18 164V163H16ZM15 164V165H16ZM37 164V163H36ZM35 164V165H36ZM66 164V163H65ZM101 164V163H100ZM130 164V163H129ZM139 164V163H137ZM145 164V163H144ZM152 164V163H151ZM154 164V163H153ZM159 164V163H158ZM9 165V164H8ZM8 165L6 167H8ZM19 165V164H18ZM68 165V163H67ZM66 165V166H67ZM97 164H95L96 166ZM106 165V164H105ZM132 165V164H131ZM147 165H150V164H147ZM0 166H2L0 164ZM5 166V165H4ZM72 166V165H71ZM74 166V164H73ZM102 168H103V165H101ZM155 166V165H153ZM163 166V165H162ZM161 166V167H162ZM12 167V166H10ZM9 167V168H10ZM61 167V166H60ZM59 167V168H60ZM68 167V166H67ZM76 167V165L74 166V168ZM97 167V168H96ZM94 169H96L97 171H101L102 168H98L100 167L99 165L96 166ZM116 169H115V168ZM121 167V166H119ZM15 168V166H14ZM54 168V167H53ZM63 168V167H62ZM104 168H110L109 172H112L114 170H117V166L114 162V165H112V161L109 162V165L107 164L106 166H104ZM124 168V167H123ZM155 168V167H154ZM158 168V167H157ZM4 169V167L2 168ZM43 169V168H41ZM164 169V168H163ZM39 170V169H38ZM55 170V169H53ZM58 170V169H57ZM56 170V171H57ZM65 169L63 168L62 171H64ZM88 170V169H87ZM103 170V169H102ZM112 170V171H111ZM184 170V169H183ZM3 170H0V172H2ZM7 171L9 172L10 170L7 169ZM16 171V170H15ZM19 171V169H18ZM61 171V170H60ZM152 171V170H151ZM150 171V172H151ZM7 172V173H8ZM11 172V171H10ZM9 172V173H10ZM66 172V171H65ZM81 172V171H80ZM79 172V173H80ZM118 171H116L117 173ZM137 172V171H136ZM61 173V172H60ZM67 173V172H66ZM72 173V172H71ZM76 173V172H75ZM74 175L76 176L77 174ZM135 173V172H134ZM2 174H6L4 172H2ZM13 174V173H12ZM21 174V173H20ZM64 174V173H63ZM69 174V173H68ZM115 174V173H114ZM7 175V174H6ZM9 177L11 175L8 174ZM7 175V176H8ZM19 175V173H18ZM65 175V174H64ZM73 175V174H72ZM81 175V174H80ZM116 175V174H115ZM133 175V173H132ZM6 176V178H7ZM15 176V175H14ZM71 176V175H70ZM108 176H110L108 174ZM112 176V175H111ZM138 176V174L136 175V177ZM2 177V176H1ZM21 177V176H20ZM19 177V178H20ZM140 177V176H139ZM156 177V176H155ZM4 177V179H6ZM80 178V176H79ZM110 178V177H108ZM116 176L112 179H114L115 182H117L115 180ZM119 178V177H118ZM135 178V177H134ZM159 178V177H158ZM3 179V178H2ZM16 181H17V176H15ZM21 179V178H20ZM78 179V178H77ZM85 179V178H84ZM83 179V180H84ZM107 179V177L105 178ZM104 179V180H105ZM153 179V178H152ZM167 179V178H166ZM9 180V178L7 179ZM12 180V178L10 179ZM101 180V179H100ZM99 180V182H100ZM155 180V179H154ZM239 180V179H238ZM15 181V180H14ZM48 181V180H47ZM81 181V180H80ZM87 180H85L86 182ZM103 181V180H102ZM101 181V182H102ZM110 181V180H109ZM112 181V180H111ZM149 181V180H148ZM163 181V180H161ZM160 181V182H161ZM27 182V181H26ZM25 182V183H26ZM31 182V181H29ZM84 182V183H85ZM100 182V183H101ZM113 182V181H112ZM127 182V181H126ZM159 182V181H158ZM167 182V181H166ZM23 183V182H22ZM23 183V184H25ZM50 183V182H49ZM88 183V182H87ZM91 183V182H90ZM94 183V182H93ZM120 183V182H119ZM153 183V181H152ZM178 183V182H177ZM18 184L19 183V180H18ZM17 182L14 184L12 183V181H0V264H40V259L41 257L39 256V249H40V246L38 244V241H34L33 240V243L32 245H29L28 247L25 245H23L21 247V242H23L22 244H24L25 240H26V233H29V232H35V230L33 229V227L30 225V224H37V223H42V221H45L47 219L46 215L48 214L49 216V208L52 206L53 207V204L48 208V210L46 212H42L44 214H41V213H38V210L35 211V213H33L34 211H32L31 215L29 213L30 210L32 209H27L26 206H29L26 202H25V198H24V201L25 202V207L27 210H24L23 206H22V201H21V191L24 193V191L26 189V187L28 186H25L23 187L21 184L18 185ZM81 184V183H79ZM83 184V183H82ZM99 184V183H98ZM102 184H104L102 182ZM100 184V185H102ZM148 184V182H147ZM162 184V183H161ZM161 184H159L158 186H160ZM183 184V183H182ZM28 185V184H27ZM33 184H30V188ZM39 185V184H37ZM105 185V184H104ZM145 185V184H144ZM150 185V184H149ZM50 186V185H49ZM59 186V185H58ZM61 186V185H60ZM73 186V185H72ZM82 186V185H81ZM94 187H97L95 185V183L93 184ZM170 186V185H169ZM180 186V185H179ZM56 187V186H55ZM64 187V186H63ZM66 187V186H65ZM64 187V188H65ZM105 187V186H104ZM142 188L143 190L145 189V191H147V193L149 191V193H152L153 189H151V186L150 188H143L141 186H138L137 189ZM145 187V186H144ZM25 188V190H24ZM36 188V186H35ZM41 188V186H40ZM39 188V189H40ZM53 188V187H52ZM60 188V187H59ZM69 188V187H68ZM136 188V186L134 187ZM158 188V187H157ZM169 188V187H168ZM176 188V187H174ZM214 188V187H213ZM239 188V187H238ZM33 189V187H32ZM43 189V187L41 188ZM40 189V191H42ZM46 189V188H45ZM94 189V188H93ZM161 189V188H160ZM225 189V188H224ZM240 189V188H239ZM48 190V189H47ZM57 190V189H56ZM55 189H53V192L56 191ZM63 190V189H62ZM74 190V189H73ZM90 190V189H89ZM89 190H86L89 192ZM159 189H157L158 191ZM164 190V189H163ZM222 190V189H221ZM241 190V189H240ZM37 191V189H36ZM44 192H46L44 189H43ZM80 191V190H79ZM78 191V193H79ZM93 191V190H92ZM101 191V190H100ZM139 191V190H138ZM142 191V190H141ZM155 191V190H154ZM156 191V192H157ZM160 191V190H159ZM166 191V190H165ZM164 191V192H165ZM29 192V191H27ZM39 192V191H38ZM37 193V197H38V194L40 193ZM49 192V191H48ZM52 192V193H53ZM58 192V191H57ZM56 192V193H57ZM168 192V191H167ZM30 193V192H29ZM32 194L33 191H31ZM59 193V192H58ZM57 193V194H58ZM62 193V192H61ZM60 193V194H61ZM75 193V192H74ZM84 193V191H83ZM162 193V192H161ZM43 194V193H42ZM45 194V193H44ZM44 194H43V198H44ZM160 194V193H159ZM26 195V193L24 194ZM31 195V194H30ZM46 195V194H45ZM65 195V194H64ZM70 195V194H69ZM80 195V193H79ZM145 195V194H144ZM162 195V194H161ZM160 195V196H161ZM165 195V194H163ZM162 195V196H163ZM243 195V194H242ZM41 196V194L39 195ZM48 196V195H47ZM52 197H54V195H50ZM57 195H55V198H56ZM62 196V195H60ZM59 196V197H60ZM168 196V195H167ZM165 196V197H167ZM25 197V196H24ZM29 197V194L28 196L26 195V198ZM33 197V196H32ZM31 196L30 198L33 199ZM36 197V198H37ZM49 197V196H48ZM52 197L50 198L51 201L54 200L52 199ZM58 197V196H57ZM64 197V196H63ZM72 197V196H71ZM70 197V198H71ZM76 197V196H75ZM41 198V197H40ZM88 198V197H87ZM107 198V197H106ZM149 198V197H148ZM147 198V199H148ZM151 198V197H150ZM149 198V199H150ZM168 198V197H167ZM34 199H35V196H34ZM42 199V198H41ZM58 199V198H57ZM57 199H55V203L57 204ZM65 199H69V197H65ZM91 199V197H90ZM104 199V198H103ZM114 199V198H113ZM154 199V198H153ZM161 199H163L161 197ZM166 199V198H165ZM23 200V199H22ZM36 200V199H35ZM70 200V199H69ZM68 200V201H69ZM74 200V199H73ZM71 200V201H73ZM89 200V199H88ZM99 200V198H98ZM101 200V199H100ZM107 200V199H106ZM111 200V199H110ZM27 201V199H26ZM30 201L29 203H31L32 200H28ZM49 201V200H47ZM59 201V200H58ZM84 201V200H83ZM82 201V203H83ZM103 201V200H102ZM161 201V200H160ZM245 201V200H244ZM22 202V203H21ZM33 202H35L33 200ZM37 202V201H36ZM43 202V201H41ZM50 202V201H49ZM53 202V201H52ZM67 202V201H66ZM80 202V200H79ZM78 202V203H79ZM98 202V201H97ZM106 202V201H105ZM109 202V200L107 201ZM116 202V201H115ZM123 202V201H122ZM164 202V201H163ZM186 202V201H185ZM241 202V201H240ZM239 202V203H240ZM38 203V202H37ZM44 203L46 204V202L44 201ZM61 203V202H60ZM60 203L58 205H60ZM77 203V201H76ZM77 203V204H78ZM96 203V202H95ZM112 203V202H110ZM114 203V202H113ZM112 203V204H113ZM117 203V202H116ZM165 203V202H164ZM182 203V202H181ZM179 204V206H181L182 204ZM246 203V204H247ZM24 204V203H23ZM36 204V203H35ZM63 204V203H62ZM65 204V203H64ZM81 204V202H80ZM89 204V203H87ZM92 204V203H91ZM108 204V203H107ZM122 204V203H121ZM184 204V203H183ZM40 205L39 203L36 204V207ZM43 205V204H41ZM40 205V206H41ZM48 205V204H47ZM45 205V207L47 206ZM66 205V204H65ZM63 205V206H65ZM93 205V204H92ZM97 205V204H96ZM177 205V204H176ZM190 205V204H189ZM238 205V204H237ZM34 206V205H33ZM62 206V205H61ZM67 206V205H66ZM76 206V205H75ZM83 206V205H82ZM86 208H87V205H85ZM84 206V208H85ZM101 206V205H100ZM104 206V205H103ZM108 206V205H107ZM110 206V205H109ZM117 206V204H116ZM195 208H196V204L194 205ZM203 207V205H201ZM30 207H32L30 205ZM44 207V209H45ZM51 207V208H52ZM94 207V206H92ZM97 207V206H96ZM114 207V206H112ZM111 207V208H112ZM119 207V206H118ZM116 207V208H118ZM185 207L187 208V206L185 205ZM184 206L181 207V208H185ZM200 207V205H199ZM201 207V209H202ZM248 207V206H247ZM41 209L42 207H38L37 209ZM58 208V207H57ZM63 208V207H62ZM66 208V207H65ZM64 208V209H65ZM68 208V206H67ZM71 207H69L68 209H70ZM83 208V212L86 211L84 210ZM85 208V209H86ZM100 208V207H99ZM102 208V207H101ZM108 208V207H107ZM125 208V207H123ZM122 208V209H123ZM131 208V207H130ZM151 208V207H149ZM159 208V207H158ZM204 208V207H203ZM207 208V207H206ZM244 208V207H243ZM23 209V210H22ZM36 209V208H34ZM60 209V208H59ZM68 209H65L68 210ZM75 209V208H74ZM82 209V208H81ZM88 209V208H87ZM93 209V208H92ZM90 210V206H89V210L92 211L93 210ZM126 209V208H125ZM136 209V208H135ZM42 210V209H41ZM54 210V208H53ZM72 210V209H71ZM89 210H87L89 212ZM99 210V209H98ZM103 210V208H102ZM116 210V209H115ZM161 210V209H160ZM183 210V209H182ZM200 210V209H199ZM51 211V210H50ZM61 211H64V210H61ZM69 211V210H68ZM67 211V212H68ZM82 211V210H81ZM105 211V209H104ZM107 211V210H106ZM109 211V210H108ZM118 211V210H117ZM123 211V210H122ZM131 211V210H130ZM132 211H133V207H132ZM148 211L150 212V210H147L146 212L148 213ZM158 211V210H157ZM156 211V212H157ZM198 211V210H197ZM250 211V213H251ZM31 212V211H30ZM49 212V213H47ZM76 212V211H75ZM79 212V211H78ZM96 212V209L95 211ZM93 212V213H94ZM128 212V211H127ZM134 212V211H133ZM138 212V211H136ZM153 212V211H152ZM164 212V211H163ZM171 212H176L175 210L174 211H171ZM29 213V214H28ZM55 213V212H54ZM57 213V211H56ZM61 213V212H59ZM58 213V214H59ZM86 212H84V216ZM90 213V212H89ZM88 213V214H89ZM106 213H109L111 214V212H105V217H106ZM126 213V212H125ZM129 213V212H128ZM165 213V212H164ZM168 213V212H167ZM214 213V212H213ZM218 213V212H217ZM46 214V215H45ZM73 214V213H72ZM80 213H78L79 215ZM87 214V216H88ZM95 214V213H94ZM101 214V212H100ZM133 214V213H132ZM158 214V212H157ZM170 214V212H169ZM249 214V213H247ZM60 215V214H59ZM58 215V216H59ZM64 215V214H63ZM74 215V214H73ZM90 215V214H89ZM136 215V213H135ZM143 215V214H142ZM140 215V216H142ZM161 215V213H160ZM218 215V214H217ZM56 215H52L50 217H52V219L55 221L56 219H60V221L62 220V218L58 217L56 218L55 217ZM61 216V215H60ZM66 216V215H65ZM72 216V215H71ZM76 216V215H75ZM80 217H82V215H79ZM76 219H78V217ZM86 216V218H88ZM96 216V215H95ZM98 216V215H97ZM145 216V215H143ZM149 216V215H148ZM157 216V215H156ZM174 216V215H173ZM180 218L182 217V215H179ZM221 216V215H220ZM49 217V219H51ZM63 217V216H62ZM68 217V216H67ZM66 217V219H67ZM74 217V216H73ZM79 217V218H80ZM93 217V216H91ZM108 217V215H107ZM106 217V220L108 219ZM123 217V216H122ZM131 217V216H130ZM154 217V215H153ZM159 217V216H158ZM167 217V216H166ZM165 217V218H166ZM170 217V216H168ZM184 217V216H183ZM221 217H224V216H221ZM249 217V216H248ZM247 217V218H248ZM56 218V219H55ZM85 218V217H83ZM81 218V223L85 224L86 226L88 227H96V225L98 224V221L99 220H102L101 219H96L94 218L95 220H91L90 218H88L87 220ZM111 218V217H109ZM116 218V217H115ZM125 218V217H124ZM143 218V217H142ZM160 218V217H159ZM226 218V217H225ZM64 219V217H63ZM70 219V218H69ZM69 219L67 221H69ZM72 219V218H71ZM70 219V221H71ZM75 219V217H74ZM75 219V220H76ZM83 219V220H82ZM119 219V218H118ZM141 219V218H140ZM157 219V217H156ZM176 219V218H175ZM178 219V218H177ZM250 220V217L248 218ZM48 220V219H47ZM52 220V221H53ZM128 220V219H127ZM126 220V221H127ZM149 220V219H148ZM161 220V219H159ZM169 220V219H168ZM172 220V214H171V219ZM186 220V219H185ZM25 221H27L25 223ZM50 221V220H49ZM52 221L50 222V225L52 223ZM53 221V223H54ZM103 221V220H102ZM112 221H114V219H112ZM121 221H124V220H121ZM125 221V222H126ZM165 221V220H164ZM176 221V220H173V222ZM181 221V220H180ZM188 221V220H187ZM241 221V220H240ZM48 222V221H47ZM59 222V221H58ZM75 222V221H74ZM116 222V221H115ZM120 222V221H119ZM125 222L123 224H121L120 226L124 225ZM138 222V221H137ZM136 222V224H137ZM184 221H182L183 223ZM189 222V221H188ZM199 222V221H197ZM243 222V221H241ZM249 222V221H248ZM52 223V224H53ZM57 223V222H56ZM66 223V222H64ZM68 223V222H67ZM70 223V222H69ZM80 223V221L78 222ZM77 223V224H78ZM108 223H110L108 221ZM113 223V222H112ZM122 223V222H121ZM128 223V222H126ZM162 223V222H161ZM161 223L160 226H161ZM164 223V222H163ZM162 223V224H163ZM167 223H169V221H167ZM171 223V222H170ZM175 223V222H174ZM181 223V222H180ZM192 223V222H191ZM203 223V222H202ZM250 223V222H249ZM43 224V223H42ZM41 224V225H42ZM45 224V225H44ZM44 226H47L46 223L44 222ZM73 224V223H72ZM103 224V222L101 223ZM106 224V222H105ZM156 224V223H155ZM158 224V223H157ZM158 224V225H159ZM166 222L164 223V228L163 226L162 229H166L165 232H167V228L170 227V224L169 226H165ZM176 224V223H175ZM187 224H190V223H187ZM196 225H198L197 223H195ZM200 224V223H199ZM42 225V226H43ZM49 225V223H48ZM57 225V224H56ZM60 225V224H59ZM65 225V224H64ZM70 225L71 227V224H68ZM79 225V224H78ZM84 225V226H85ZM111 225V224H110ZM109 225V226H110ZM114 223H113V227H114ZM135 224H131V226H133ZM157 225V226H158ZM168 225V224H166ZM183 225V224H182ZM194 225V224H193ZM204 225V224H203ZM250 225V224H247V226ZM36 226H40V224L36 225ZM43 226V227H44ZM62 228L63 227V224L61 225ZM75 229H76V226L77 225H72ZM81 224H80V228H81ZM111 226V228H112ZM116 226V225H115ZM118 226V225H117ZM127 226V224L125 225ZM148 226V225H146ZM158 226V227H160ZM172 226V225H171ZM175 226V225H174ZM178 226H180L178 224ZM178 226H175V227H178ZM200 226V225H198ZM205 226V225H204ZM206 226H209V223L207 225L206 223ZM251 226V228H252ZM50 227V226H49ZM99 227V226H97ZM152 227V226H151ZM154 227V226H153ZM158 227H156V231L159 232ZM160 227V228H161ZM182 227V226H181ZM186 226L183 225V229H185ZM189 226H187L188 228ZM191 227H193L192 225L190 226V229ZM196 227V226H195ZM211 228V226H209ZM239 227V226H238ZM241 227H243L241 225ZM240 227V228H241ZM245 227V225H244ZM250 227V226H249ZM258 227V228H257ZM30 228H32L34 231H28ZM37 228V227H35ZM40 228V227H39ZM46 228V227H45ZM43 229L44 231L46 229ZM55 228H58L55 227ZM87 228V227H86ZM101 228V227H100ZM110 228V229H111ZM123 229L126 228V227H122ZM133 227H131V230H132ZM201 228V227H200ZM207 228V227H206ZM239 228V229H240ZM31 229V230H32ZM38 229V228H37ZM36 229V230H37ZM42 229V228H41ZM54 229V228H53ZM59 229V228H58ZM68 229V228H66ZM72 229V228H71ZM69 229V230H71ZM74 229V231H75ZM90 229V228H89ZM106 229V228H105ZM135 229V228H134ZM148 231H149V226L147 227ZM169 231H170V228H168ZM179 229V227H178ZM177 229V230H178ZM182 229V228H181ZM189 229V228H188ZM189 229V230H190ZM194 229V228H193ZM192 229V231L190 233H183L181 234V236L183 237V242L181 240V242L183 243V245L181 246V249H182V253H184V256L183 258L185 257V259L181 258L183 261L184 260H188L187 263H189V261L193 262L194 260H196L195 262H201L200 259L203 258V263H207V264H228V257L229 255L231 254L232 252V255H233V252L234 250H232L231 252L228 250L227 248V252H229L230 254H227L226 256L228 257H225V252H223L222 250H220V252H215V255H206L205 253H203V255L205 254L206 256L202 257V254L199 255L198 251L200 252L201 251V248L199 247L200 245V238H197V234L196 232H193L194 230ZM212 229V228H211ZM238 229V230H239ZM244 230V228H241ZM50 229L48 228V231ZM52 230V229H51ZM68 230V232H69ZM88 230V229H86ZM113 230V229H111ZM127 230V229H126ZM126 230H123V231H126ZM136 230V229H135ZM163 230V231H164ZM188 230V232H189ZM200 230V229H199ZM203 230V229H201ZM209 230V229H208ZM214 230V229H212ZM237 230V229H236ZM246 230L247 227H246ZM245 230V232H246ZM38 231V230H37ZM41 231V230H40ZM54 231V230H53ZM57 231V230H56ZM55 231V234L57 235ZM61 231V230H60ZM98 231V229L96 230V232ZM103 231L105 232L106 230H104L103 228ZM114 231V230H113ZM116 231V230H115ZM119 231H122V230H119ZM118 231V232H119ZM155 231V229L153 230ZM155 231V232H156ZM162 231V232H163ZM211 231V230H210ZM219 231V230H217ZM235 231V230H234ZM250 231V230H249ZM249 231H247V233H249ZM47 232V231H46ZM45 232V233H46ZM58 232V231H57ZM63 232V231H62ZM82 234H83V230L81 231ZM80 232V233H81ZM90 232V231H89ZM93 232V231H92ZM100 232V236H101V230L99 229ZM112 232V231H111ZM127 232V236L128 235V231ZM133 232V230H132ZM138 232V231H137ZM141 232V231H140ZM150 232V231H149ZM148 232V233H149ZM161 232V231H160ZM159 232V234H160ZM161 232V233H162ZM165 238L167 236V239L168 241L171 240L169 235H166L167 233H165ZM174 232V231H173ZM172 232V233H173ZM206 232L208 233L207 229H206ZM223 232V231H222ZM242 232V231H241ZM42 233V232H41ZM60 233V232H59ZM65 233V232H64ZM62 233V234H64ZM75 233V232H74ZM77 233V232H76ZM75 233V234H76ZM106 233V232H105ZM103 233V234H105ZM110 233V232H109ZM120 233V232H119ZM135 233V232H134ZM143 233V232H142ZM152 233V231H151ZM150 233V234H151ZM176 233V232H175ZM180 233V232H179ZM204 233V232H203ZM203 233H200L201 235ZM214 233V231H213ZM253 233V232H252ZM250 232V234H252ZM35 233L33 234H29L30 236L34 235ZM38 234V233H37ZM53 234V232H52ZM55 234L53 236H55ZM67 234V233H66ZM70 234V233H69ZM68 234V236H69ZM73 234V235H75ZM85 234V233H84ZM90 234V233H89ZM88 234V235H89ZM98 234V233H97ZM108 234V233H107ZM113 234V233H112ZM111 234V235H112ZM123 234V233H122ZM139 234V232H138ZM144 234V233H143ZM142 234V235H143ZM163 234V233H162ZM161 234V235H162ZM163 234V235H164ZM210 234H212V232H210ZM239 234V233H238ZM47 235V234H46ZM72 235V233H71ZM96 235V233H95ZM99 235V234H98ZM106 235V234H105ZM124 235V234H123ZM153 235V234H152ZM156 235H157V232H156ZM159 235V239L161 240V236ZM173 235V234H172ZM216 235V233H215ZM214 235V236H215ZM223 235V234H222ZM242 235V233H241ZM240 235V236H241ZM245 235V234H244ZM253 235V234H252ZM250 235V237H254ZM29 236V237H30ZM36 236V235H35ZM39 236V234L37 235ZM36 236V237H37ZM44 236V235H43ZM66 236V235H64ZM66 236V238L68 237ZM77 236V235H76ZM82 236V235H81ZM84 236V235H83ZM91 236V234L89 235ZM93 236V235H92ZM110 236V234H109ZM114 236V234H113ZM122 236V235H121ZM151 236V235H150ZM158 236V235H157ZM161 236V237H160ZM169 236V238H168ZM180 236V237H181ZM214 236H210V238L214 237ZM40 237V236H39ZM56 237V236H55ZM80 237V236H79ZM112 237V236H111ZM125 237V236H124ZM122 237V238H124ZM152 237V236H151ZM154 237V236H153ZM152 237V239H153ZM156 237V236H155ZM174 237H178L180 238L179 236H175ZM174 237L172 236L173 240H174ZM217 237V236H216ZM219 237V236H218ZM242 237V236H241ZM34 238V237H32ZM52 238V237H51ZM57 238V237H56ZM62 238V236H61ZM65 238V239H66ZM72 238V237H71ZM78 238V237H77ZM86 238V237H85ZM91 237H89L90 239ZM95 238V237H93ZM91 238V239H93ZM109 238V237H108ZM114 238V237H113ZM140 238V236L138 237ZM136 238V239H138ZM148 238V237H147ZM175 238V239H176ZM195 238H197L199 240V243L196 245L194 243L195 241ZM207 238V236H206ZM203 237V239H206ZM260 238V239H259ZM40 239V238H39ZM47 239V237L45 238ZM54 239V237H53ZM79 239V238H78ZM77 239V240H78ZM82 239V238H80ZM88 239V240H89ZM90 239V240H91ZM96 239V238H95ZM100 239H102L100 237ZM99 239V240H100ZM112 239V238H111ZM120 239V238H118ZM130 239H133L130 238ZM129 239V241H131ZM142 239V238H141ZM140 239V240H141ZM152 239H149V241H152ZM156 239V238H155ZM158 239V238H157ZM157 239L155 241H157ZM164 239V238H163ZM214 239V238H213ZM211 239V243L213 242ZM221 239V238H219ZM247 239V238H246ZM44 240V239H43ZM55 240V239H54ZM59 240L61 241L62 239L59 238ZM58 240V241H59ZM69 240V238L67 239ZM76 240V239H75ZM74 240V241H75ZM87 240V239H86ZM105 239H103L102 242H104ZM117 240V238H116ZM115 240V243H117ZM127 240V239H126ZM146 240V239H144ZM209 240V238H208ZM216 240V239H215ZM249 240V239H248ZM42 241V240H41ZM108 241H112V240H108ZM107 241V242H108ZM120 241V240H119ZM124 240H122V243H123ZM162 241V240H161ZM178 241V240H177ZM210 241V240H209ZM218 241V239H217ZM223 241H226V240H223ZM229 241V240H228ZM29 241H27L28 243ZM40 242V241H39ZM57 242V241H56ZM85 242V241H84ZM98 242V241H97ZM95 241V244L97 243ZM114 241H112L113 243ZM121 242V241H120ZM118 242V243H120ZM133 242V241H132ZM134 242L136 243L135 239H134ZM141 243V241H139ZM142 242H145L143 241L142 239ZM148 242V241H147ZM164 242V241H163ZM174 242V241H173ZM176 242V241H175ZM204 242V241H203ZM207 242V240H206ZM252 242V241H251ZM26 243V244H27ZM44 243V242H42ZM48 243V242H47ZM67 243V242H66ZM70 243V241H69ZM68 243V244H69ZM89 243V241H88ZM87 243V244H88ZM101 243V242H100ZM99 242L97 244H100ZM135 243L134 244V247H135ZM146 243V242H145ZM152 245H153V242H151ZM151 243L150 244H147V245H150L151 246ZM166 243V242H165ZM172 243V242H171ZM169 243V244H171ZM179 243H180V240H179ZM202 243V242H201ZM210 243V242H209ZM210 243V244H211ZM228 243V242H226ZM230 243V242H229ZM251 244V245H254ZM52 244V243H51ZM54 244V243H53ZM63 244V243H62ZM65 244V243H64ZM81 244V243H80ZM86 244V245H87ZM89 244H92V243H89ZM105 244V243H104ZM126 244H127V241H126ZM126 244H125V247H126ZM137 244V243H136ZM158 244V243H157ZM159 244H162L159 242ZM158 244V245H159ZM195 244V245H194ZM206 244V243H205ZM213 244V243H212ZM217 244V243H216ZM220 245L224 244L221 240V243H219ZM232 244V243H231ZM55 245V244H54ZM61 245V244H60ZM70 245V244H69ZM82 245V246H73L75 248H72L71 249H67V247H65V249L62 250L63 247H59L60 250L56 249L57 252H52L54 250V248H52L53 250L51 251L52 253H55V254H52L51 255H48V256H51L50 257V261H55L56 262V258L55 257H58L56 255H59L61 257V259H67V260H70V261H75L76 262L81 259H86L88 260V258L93 255L91 252L89 253V246L87 245ZM94 244H92L91 246L93 247ZM103 245V244H102ZM111 245V244H109ZM114 245V243L112 244ZM121 245V243H120ZM119 245V246H120ZM129 245V244H128ZM132 245V243H131ZM130 245V246H131ZM140 245V244H139ZM142 245V244H141ZM144 245L146 246V244H143L142 246L144 247ZM156 245V244H155ZM176 244H174L173 246H175ZM178 245V246H179ZM207 245V244H206ZM215 245V244H214ZM227 245V244H225ZM229 245V244H228ZM257 245V244H256ZM43 246V244H42ZM41 246V247H42ZM56 246V245H55ZM63 246V245H62ZM85 246V247H83ZM97 245H94V248L92 249H95ZM101 246V245H100ZM99 246V247H100ZM123 246V245H122ZM121 246V247H122ZM137 246V245H136ZM141 246V247H142ZM154 246V245H153ZM157 246V245H156ZM164 246V245H163ZM166 246V245H165ZM170 246V245H169ZM178 246L175 250H178ZM218 246V245H216ZM107 248V246H105ZM113 247V246H112ZM117 247V246H116ZM115 247V248H116ZM124 247V246H123ZM124 247V248H125ZM128 247V246H127ZM140 247V246H137V248ZM140 247V248H141ZM148 247V246H147ZM152 247V246H151ZM160 247V246H159ZM162 247V246H161ZM172 247V246H170ZM170 247H166L165 250ZM176 247V246H175ZM175 247H173L172 249H174ZM208 247H210L208 245ZM213 247V246H211ZM224 247V245L222 246ZM226 247V246H225ZM230 247V245H229ZM233 247H235L233 245ZM238 247V246H236ZM254 247V246H253ZM258 247V246H257ZM43 248V247H42ZM102 249H106L104 247H101ZM114 248V250H115ZM132 248V247H131ZM130 248V249H131ZM153 248V247H152ZM151 248V249H152ZM155 249H157L156 247H154ZM164 248V247H163ZM205 248V246L203 247ZM219 248V247H217ZM231 248V247H230ZM240 248V247H239ZM249 247H247L248 249ZM251 248V246H250ZM44 249V248H43ZM87 249V250H86ZM102 249H99L98 251L94 252L98 255H100V261L102 259L101 256H103L102 254L104 253L105 255V252L102 250ZM110 249V248H109ZM133 249V248H132ZM139 249V248H138ZM136 249V250H138ZM145 250H147L146 248H144ZM144 249L142 248V252H147V251H144ZM150 249V247H149ZM160 249V248H159ZM162 249V248H161ZM167 249V251H168ZM206 249V248H205ZM213 249V248H212ZM211 249V251H212ZM215 249V248H214ZM213 249V250H214ZM220 249V248H219ZM218 249V250H219ZM226 249V248H224ZM223 249V250H224ZM232 249V248H231ZM244 249V248H243ZM42 250V249H41ZM51 250V249H49ZM107 250V249H106ZM121 250H123V248H121ZM125 250V249H124ZM141 250V249H140ZM164 250V251H165ZM204 250V249H203ZM208 250H210L208 248ZM217 250V249H215ZM239 250V249H238ZM245 250V249H244ZM250 250V249H249ZM45 255L47 253V251L44 252V250H42ZM92 251V250H91ZM113 250H109V252H112ZM118 251L115 250V252ZM126 251V250H125ZM129 251V249H128ZM127 251V252H128ZM153 251L155 252L156 250H152V253ZM166 251V253H168ZM170 251H174V250H170L169 249V255L171 254ZM242 251V249H241ZM261 251V250H260ZM50 252V254H51ZM119 252V251H118ZM117 252V253H118ZM121 252V251H120ZM124 252V251H123ZM138 252V251H137ZM140 252V251H139ZM151 252V251H149ZM157 252V251H156ZM155 252V253H156ZM178 252V251H176ZM180 252V251H179ZM178 252V253H179ZM203 252V251H202ZM208 252V251H207ZM236 252L238 253V251L236 250ZM58 253V254H57ZM114 253V251H113ZM112 253V254H113ZM129 253H132V252H129ZM151 253V254H152ZM159 253V252H158ZM157 253V254H158ZM162 253V252H161ZM160 253V254H161ZM165 253V252H164ZM165 253V255H166ZM174 253V252H173ZM176 253V255L178 254ZM223 253H224V257L227 258V261L225 263L224 261V257H223ZM235 253V252H234ZM43 254V256H44ZM95 254V255H96ZM108 254V253H107ZM111 254V255H112ZM116 254V253H115ZM120 254V253H119ZM119 254H117V256H119ZM128 254V253H127ZM137 254V253H136ZM167 254V256H168ZM212 254L213 251H212ZM244 254V253H243ZM242 254V255H243ZM109 255V254H108ZM108 255H105V256H108ZM123 255H125V253H123ZM129 255V254H128ZM140 256L142 254H139ZM138 255V256H139ZM164 255V254H163ZM163 255H160V256H163ZM241 255V254H240ZM104 256V258H105ZM122 256V254L120 255V257ZM145 256V255H144ZM157 256L156 255L155 259H152L153 262H155L156 260V263L158 260H160L158 258L157 260ZM165 256V260L163 261V258H161L162 260V263L165 264V261L168 259H166ZM175 256V254H174ZM178 256L180 257L181 255L178 254ZM177 256V257H178ZM202 257V258H199V257ZM231 256V255H230ZM236 256V254H235ZM234 256V257H235ZM64 257V258H62ZM94 257V256H93ZM96 257V256H95ZM94 257V258H95ZM98 257V256H97ZM113 257V256H112ZM111 257V258H112ZM126 257V256H125ZM135 257V256H134ZM133 257V258H134ZM153 257V255H152ZM151 257V258H152ZM159 257V256H158ZM178 257V258H179ZM233 257V260H235V258ZM240 257V256H239ZM242 257V256H241ZM247 256H245L246 258ZM45 258V256L43 257ZM46 258L48 259V257L46 256ZM89 258V259H90ZM99 258V257H98ZM97 259H94V262L95 260L97 261ZM114 260H115V257H113ZM117 258V257H116ZM127 258V257H126ZM154 258V257H153ZM170 258V257H169ZM238 258V257H237ZM244 258V256H243ZM109 259V257H108ZM119 259V257H118ZM122 259V257L120 258ZM125 259V258H124ZM122 259V260H124ZM129 259V257H128ZM135 259V258H134ZM133 259V260H134ZM175 259V258H174ZM180 259V258H179ZM242 259V258H241ZM240 259V260H241ZM248 259V258H247ZM252 259V258H251ZM250 259V261H251ZM43 260V259H41ZM45 260V259H44ZM49 260V259H48ZM59 260V258H58ZM58 260H57V263H58ZM84 260V261H86ZM93 260V259H92ZM90 259V261H92ZM112 260V259H111ZM117 260V259H116ZM131 260V259H130ZM130 260L128 262H130ZM136 260V259H135ZM152 260H151V263H152ZM168 260H173L172 259V256H171V259H168ZM180 260V261H182ZM231 260V259H230ZM229 260V261H230ZM239 260V259H238ZM47 261V260H46ZM48 261V264H50ZM60 263H61V260H59ZM65 261V260H64ZM64 261L62 260V262L64 263ZM68 261V262H70ZM87 262L86 264H89L90 263ZM99 261V260H98ZM103 261V260H102ZM113 261V260H112ZM176 261V259L174 260ZM172 261V262H174ZM178 261V260H177ZM182 261V263H183ZM244 261V259H243ZM242 261V262H243ZM246 261V260H245ZM248 261V260H247ZM44 262V261H43ZM66 262V263H68ZM80 262V261H78ZM107 262V261H106ZM132 262V261H131ZM130 262V263H131ZM161 262V261H160ZM171 262V261H170ZM179 262V261H178ZM228 262V263H227ZM231 262H234V261H230L229 264H231ZM237 262V260L235 261ZM241 262V261H240ZM82 264V262H80ZM101 263V262H100ZM99 262L96 263V264H100ZM102 263L105 264V261H103ZM108 263L110 264V261H108ZM115 263L119 264H129L127 263V261L125 262H122V261H116ZM115 263H112L111 264H115ZM134 263V262H133ZM150 263V261H149ZM148 263V264H149ZM155 263V264H156ZM167 264L169 263L166 262ZM181 262H179L178 264H180ZM184 263H186L184 261ZM194 263V262H193ZM198 263V264H199ZM254 263V261H253ZM42 264V263H41ZM65 264V263H64ZM71 264V262H70ZM72 264H75V262ZM84 264V263H83ZM95 264V263H94ZM136 264V263H135ZM154 264V263H153ZM170 264V263H169ZM174 264H177L174 262ZM201 264V263H200Z\"/></svg>",
  "mask_w": 264,
  "mask_h": 264
}]
</instances>
